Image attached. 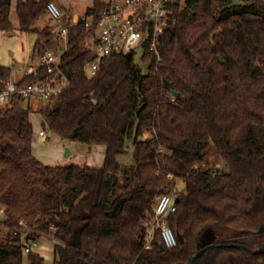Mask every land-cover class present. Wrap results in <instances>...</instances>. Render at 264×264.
I'll return each mask as SVG.
<instances>
[{
	"label": "trees",
	"instance_id": "obj_1",
	"mask_svg": "<svg viewBox=\"0 0 264 264\" xmlns=\"http://www.w3.org/2000/svg\"><path fill=\"white\" fill-rule=\"evenodd\" d=\"M49 2L17 0L15 29L12 0H0V36L34 31ZM172 20L158 56H140L146 68L112 55L92 76L78 22L61 58L69 85L51 101L14 94L0 105V264H46L25 252L41 238L55 241L53 264H264V0H187ZM55 36L37 31L30 62ZM11 74L0 65V90ZM34 113L64 141L104 146L102 166L43 164ZM211 148L223 171L203 165ZM171 193L167 222L184 242L165 248L156 229L146 248L145 222Z\"/></svg>",
	"mask_w": 264,
	"mask_h": 264
},
{
	"label": "built area",
	"instance_id": "obj_2",
	"mask_svg": "<svg viewBox=\"0 0 264 264\" xmlns=\"http://www.w3.org/2000/svg\"><path fill=\"white\" fill-rule=\"evenodd\" d=\"M240 2V0H233ZM106 6L86 17L67 15L61 11L55 2L47 4L46 14L51 18L56 36L51 45L30 62L22 74V78L32 76L34 82L19 88L12 76L4 81L0 90V105L11 95L21 94L27 100L51 101L69 85V81L61 67L62 55L69 48V28L77 24L81 18L83 30L80 40L88 53V59L83 65L87 75L92 76L99 68L100 61L112 55L127 56L134 54L142 56L144 50L157 54V46L161 34L173 23V6H186L187 0H106ZM158 56V54H157ZM159 60V59H158ZM21 72V70H20ZM44 136V131H39ZM173 194H162L154 207L151 219L145 222L148 227V242L154 230L158 229L165 248H173L179 243L177 236L167 222L168 216L176 211V201ZM3 209H1V212ZM37 242L25 248L29 252L36 247Z\"/></svg>",
	"mask_w": 264,
	"mask_h": 264
},
{
	"label": "rangeland",
	"instance_id": "obj_3",
	"mask_svg": "<svg viewBox=\"0 0 264 264\" xmlns=\"http://www.w3.org/2000/svg\"><path fill=\"white\" fill-rule=\"evenodd\" d=\"M17 0H14L13 3H16ZM55 2L61 11L66 12L67 14H77L80 17L85 18L88 8L92 7L93 0H65L66 3L70 6L69 10H65V3H58L57 0H50ZM106 1V0H102ZM35 30L28 33H20L15 31L13 33H3L0 36V65H9L13 67L16 72L18 69H21L16 72V78L20 77L23 74L24 70L30 64V57L33 51L34 42L36 40L37 31L41 30L44 27H48L53 31L54 25L51 18L45 13L40 19H38L34 24ZM137 64L141 65L143 68L144 63L141 62L140 58H137ZM13 76V75H12ZM35 104V102H34ZM33 118V116H32ZM36 118H41L39 115ZM37 121V120H36ZM33 125L35 131L37 129H42L45 132L46 137L41 138L36 141L35 149L39 157L49 160V162L58 161L55 157L56 152L60 149L62 159H69L66 156L67 151H69L70 143L69 141H63L59 137L51 134L44 126H40L38 122L33 120ZM149 134L144 135V139L148 138ZM46 142V143H45ZM55 156V157H54ZM127 161V157L123 158ZM57 163V162H56ZM62 164V163H60ZM205 168L211 171H223L225 169L224 164L222 163L219 155L214 149H209L208 155L203 162ZM177 190L182 189L183 185L180 180L177 182ZM173 194V193H171ZM261 219L264 224V208L261 210ZM208 234L209 239H214V236H219L218 233ZM263 241V240H262ZM24 244L27 243L26 239H23ZM32 245V244H31ZM54 245L55 241L49 240L47 238H41L37 242V246L32 249L36 250L42 255L46 264H53L54 261Z\"/></svg>",
	"mask_w": 264,
	"mask_h": 264
},
{
	"label": "crops",
	"instance_id": "obj_4",
	"mask_svg": "<svg viewBox=\"0 0 264 264\" xmlns=\"http://www.w3.org/2000/svg\"><path fill=\"white\" fill-rule=\"evenodd\" d=\"M14 0H12V7H11V20L13 22V26L15 29L18 28V19H17V15H16V11H15V5L16 3L14 2ZM58 3H65V10H69L70 6L68 5V3L65 2V0H57ZM71 15V14H70ZM73 15H77V14H73ZM78 16V15H77ZM4 66H9V65H4ZM11 67V66H9ZM12 69V74L11 76L16 80L19 81L22 77V74L20 77L16 78V72L21 70L18 69L16 72H14V68L11 67ZM38 114L34 113L33 116V120H35V122H38L39 125L42 127V119L40 118H36ZM37 120V121H36ZM42 129H37L35 131L34 129V141H33V153L34 155L45 165L48 166H69V165H78V166H84L87 165L89 167L92 168H99L102 166L103 164V160H104V151H105V147L102 145H94L92 147H89L87 144L85 143H80V142H71L70 143V148H69V159H62L61 152L60 149H58V151L56 152V159L58 161H54V162H49V160H45V158L39 157L37 155V151L35 149V143L36 141H38L41 138H45V132H44V136H40L39 131ZM44 131V130H43ZM64 141V140H63ZM65 142V141H64ZM46 143V142H45ZM62 163V164H60ZM1 209L2 207L0 206V213H1Z\"/></svg>",
	"mask_w": 264,
	"mask_h": 264
},
{
	"label": "water",
	"instance_id": "obj_5",
	"mask_svg": "<svg viewBox=\"0 0 264 264\" xmlns=\"http://www.w3.org/2000/svg\"><path fill=\"white\" fill-rule=\"evenodd\" d=\"M79 23H81L82 22V20H81V18L79 19V21H78ZM174 95L176 96L177 95V93H174ZM69 151H67V153H66V156H69ZM176 202L178 201V199H176L175 200ZM177 238H178V241H179V243L180 244H182L183 242H184V240H183V238H182V236L181 235H179V234H177ZM203 240L206 242V240H207V242L208 241H210V239H209V237L207 236V234L205 233L204 234V238H203Z\"/></svg>",
	"mask_w": 264,
	"mask_h": 264
}]
</instances>
